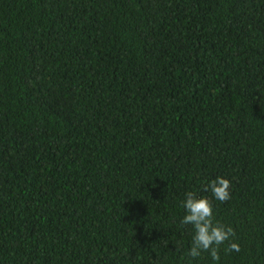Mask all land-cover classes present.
<instances>
[{
    "label": "trees",
    "instance_id": "trees-1",
    "mask_svg": "<svg viewBox=\"0 0 264 264\" xmlns=\"http://www.w3.org/2000/svg\"><path fill=\"white\" fill-rule=\"evenodd\" d=\"M0 264H264V0H0Z\"/></svg>",
    "mask_w": 264,
    "mask_h": 264
},
{
    "label": "clouds",
    "instance_id": "clouds-1",
    "mask_svg": "<svg viewBox=\"0 0 264 264\" xmlns=\"http://www.w3.org/2000/svg\"><path fill=\"white\" fill-rule=\"evenodd\" d=\"M230 182L226 178L217 177L210 181L207 190L218 201H226L230 198ZM185 215L181 221L183 224H192L195 228L193 237V248L191 255H199L198 249L204 250L210 247L222 244L232 235V230L212 225L213 208L206 197L197 198L193 192H188L183 201ZM233 249L238 250L236 244L232 245ZM215 258V255H214Z\"/></svg>",
    "mask_w": 264,
    "mask_h": 264
}]
</instances>
